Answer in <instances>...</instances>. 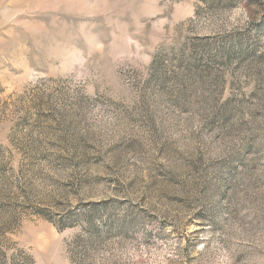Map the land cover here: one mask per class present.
<instances>
[{
    "label": "rangeland",
    "instance_id": "1",
    "mask_svg": "<svg viewBox=\"0 0 264 264\" xmlns=\"http://www.w3.org/2000/svg\"><path fill=\"white\" fill-rule=\"evenodd\" d=\"M0 264H264V0H0Z\"/></svg>",
    "mask_w": 264,
    "mask_h": 264
}]
</instances>
